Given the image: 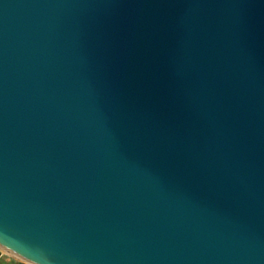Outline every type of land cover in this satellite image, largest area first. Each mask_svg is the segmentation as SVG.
<instances>
[{
  "label": "water",
  "instance_id": "water-1",
  "mask_svg": "<svg viewBox=\"0 0 264 264\" xmlns=\"http://www.w3.org/2000/svg\"><path fill=\"white\" fill-rule=\"evenodd\" d=\"M0 245L264 264V0H0Z\"/></svg>",
  "mask_w": 264,
  "mask_h": 264
},
{
  "label": "crops",
  "instance_id": "crops-1",
  "mask_svg": "<svg viewBox=\"0 0 264 264\" xmlns=\"http://www.w3.org/2000/svg\"><path fill=\"white\" fill-rule=\"evenodd\" d=\"M0 259H4V262L8 264H21L18 261H16L14 258L7 257L6 253H4L1 249H0Z\"/></svg>",
  "mask_w": 264,
  "mask_h": 264
},
{
  "label": "bare ground",
  "instance_id": "bare-ground-1",
  "mask_svg": "<svg viewBox=\"0 0 264 264\" xmlns=\"http://www.w3.org/2000/svg\"><path fill=\"white\" fill-rule=\"evenodd\" d=\"M0 247L3 249L4 252L8 253L9 255H12V256H15V257L22 258L21 260H23V259H24V260H27L30 264H36L35 262L30 261L29 259H26V258L22 257L21 255H19V254H17V253H14L13 251H11V250H9V249H7V248L1 246V245H0ZM19 258H18V259H19Z\"/></svg>",
  "mask_w": 264,
  "mask_h": 264
},
{
  "label": "rangeland",
  "instance_id": "rangeland-1",
  "mask_svg": "<svg viewBox=\"0 0 264 264\" xmlns=\"http://www.w3.org/2000/svg\"><path fill=\"white\" fill-rule=\"evenodd\" d=\"M0 249L3 251V249L0 247ZM4 252V251H3ZM6 253V252H4ZM6 256L7 257H10V258H14L16 261H18L19 263L21 264H30L27 260H21L22 258H19V257H15V256H12V255H9L8 253H6ZM19 258V259H18ZM0 264H8V263H5L4 262V259H0Z\"/></svg>",
  "mask_w": 264,
  "mask_h": 264
}]
</instances>
